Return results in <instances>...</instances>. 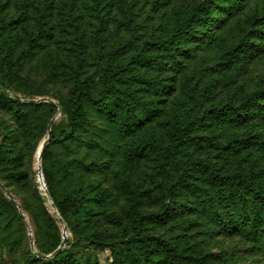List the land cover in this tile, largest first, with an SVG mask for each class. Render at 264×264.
<instances>
[{
    "label": "rangeland",
    "instance_id": "rangeland-1",
    "mask_svg": "<svg viewBox=\"0 0 264 264\" xmlns=\"http://www.w3.org/2000/svg\"><path fill=\"white\" fill-rule=\"evenodd\" d=\"M84 1L86 0H0V89L22 98H52L57 108L53 120L56 130L67 126L73 110L70 107L67 112H59L58 108L59 99L65 98L70 89L69 82L61 78V70L57 66L58 59L67 46L66 38L70 35L61 38V41L53 39L44 48L30 50L21 23L12 27L11 22L16 18L21 4L32 2L28 9L34 24L38 13L33 3L39 2L41 6L48 5L50 22L55 26V32L60 34L63 29V12L79 10L80 13H85ZM200 1L202 0H112V9L102 37L95 39V28L88 22L89 16L86 13L77 33L84 36L91 49H95L97 43H103L104 55L113 54L117 57L114 64L125 67L133 56L147 49L145 40L164 39L171 35L175 12L180 7L193 8ZM214 11L223 15L221 22L214 23L217 38L203 46L190 40L187 47L193 49L194 56L186 53L176 59L166 60L160 73L171 81L172 88L164 95L153 119L142 124V134H149L150 131L163 134L165 129L160 121L170 120L173 109L184 100L192 101L193 109L202 113L212 102L223 104L264 86V36L254 34L260 49L251 58L229 61L222 66L217 62L226 44L238 41L240 35L246 31L251 33L260 26L264 0H246L241 10L229 15H224V11L219 8ZM73 27L75 25L69 29ZM147 69L139 68L143 75L149 73ZM99 71L100 65L91 69L90 73L95 81ZM187 79L191 80L192 86L198 82L199 86L191 91L185 86ZM87 118L89 128L82 130L84 135L77 148L68 144L72 141H51L52 159L58 158L65 164L71 163L73 176L81 186L87 185L90 180H97L105 194V198L97 202L96 210L89 212L87 218L72 229L66 222L60 221L41 188L35 167V154L31 150L33 144L47 137L49 123L32 140V136L24 134L16 122L14 108L0 105V179L9 184L31 224L35 241L39 242L44 251L48 252L53 248L52 239L45 236L37 221L46 210L54 216L61 233L64 226L67 229L68 242L64 248L77 254L84 264H111L114 256L109 246L112 244L118 245L127 263L137 264L130 258L122 243L123 239H127L135 247L141 259L139 264H149L142 260V255L146 251H153V248L133 231L131 218L124 210L127 192L121 184L130 182L137 189L141 199L140 208L146 214L143 233L161 236L170 242L177 249L183 264H264L263 242L249 236L239 227L224 229L219 222L209 217L208 209L203 208L196 200L198 193L209 194L211 191L203 172L205 166L209 170H212V166L220 171L233 169L232 163L217 157V150L205 137L211 133L224 143L227 135L234 131L242 132L243 127L224 130L220 126H200V146L196 145L191 155L179 154L174 159L171 169L175 176L179 175L185 161L193 164L194 169L187 175L188 183L172 200L158 186L163 175L157 160L131 158L128 154L127 136L119 135L115 130L119 117L108 119L88 107ZM250 124H256V121L252 120L248 123ZM254 128L262 131L264 124H256ZM28 137L31 144L26 146L25 154L29 174L26 178L16 180L6 157L16 153ZM107 138H111L113 142H109ZM97 139L107 145V150L98 145ZM257 157L259 159L260 155ZM200 168L202 170L198 172ZM194 191H197L196 195ZM3 198L7 199L0 190V206ZM165 206H170V210H166ZM210 206L208 203L206 207ZM16 209H13L16 214L10 237L9 231L4 227V220L0 218V264L24 263L30 252H33L27 227ZM111 213L118 216V222L110 220ZM92 232L99 237L95 243L87 238ZM158 255L161 256V252Z\"/></svg>",
    "mask_w": 264,
    "mask_h": 264
},
{
    "label": "trees",
    "instance_id": "trees-1",
    "mask_svg": "<svg viewBox=\"0 0 264 264\" xmlns=\"http://www.w3.org/2000/svg\"><path fill=\"white\" fill-rule=\"evenodd\" d=\"M112 3V0L84 1L85 13L89 16L88 22L95 28L93 33L95 39L103 36ZM245 3L246 0H202L193 8L180 7L175 12L171 35L164 39L145 40L147 49L133 56L132 61L125 67L122 64H114L117 57L113 54L106 56L105 53L104 55L103 43H97L95 49H91L84 36L78 35L77 31L81 29L84 12L82 14L79 10L72 11V8L71 13L64 11L61 21L63 29L60 34H57L55 26L50 22L48 5L41 6L39 2L33 3L38 13L34 24L31 22L32 17L28 9L32 2H25L18 7L16 18L11 22V26L21 23L30 50L44 48L51 40L61 41V38L70 35L66 38V49L57 63L61 70L60 76L69 82L70 89L65 98L59 99L58 105L61 106L62 111L67 112L70 107L73 110L66 127L56 130L53 123L51 140L43 148L41 157L44 181L53 201L52 206L58 210L60 218L69 227L75 229L87 218L89 212L95 211L97 202L102 201L105 194L97 180H90L87 185L81 186L82 184L78 183L73 176L71 163L65 164L58 158L52 159L50 157L51 141L55 139L66 143L72 141L68 144L77 148L79 140L84 135L82 130L89 128L87 113L88 107H91L105 118L119 117L115 130L119 135L127 136V151L131 158L157 160L163 175L158 186L162 187L165 194L172 200L188 183L187 175L194 169L193 164L185 161L181 172L175 176L171 169L174 159L179 154L191 155L199 144L200 126L204 124L207 127L220 126L224 130L243 127L244 131H234L227 135L224 143L211 133L205 137L207 142L217 150V157L232 163L233 169L220 171L212 166V170H209L210 168L205 166L206 169L203 172L211 191L209 194L198 193L196 200L202 204L203 208L208 209L209 217L219 222L224 229L239 227L249 236L264 243V130L254 128L256 124H264V86H259L256 90L246 92L240 98H233L223 104L212 102L202 113L193 109L192 101L184 100L173 109L170 120L160 121L165 129L163 134H156L155 131L142 134L140 130L142 124L153 119L157 114L158 105L172 88L171 81L160 73L166 60L176 59L186 53L194 56L193 49L187 47V42L190 40L203 46L217 38V27H214V23L221 22L223 15L216 14L215 8L224 11V15H229L241 10ZM260 22V26L251 33L246 31L239 36L238 41L226 44L218 58V64L222 66L229 61L236 62L255 55L260 48L254 34L264 36V13ZM72 25L75 27L69 29ZM150 47L152 48L149 49ZM99 65L100 71L95 81L90 72L94 66ZM140 67L148 68L149 73L143 75L139 70ZM198 84L199 82L192 86L191 80L187 79L185 86L194 91ZM24 99L34 98H22L19 95L0 92V105H9L14 108L16 122L23 129V133L32 136L33 140L38 131L46 129L48 123L54 119L57 108L55 103H27ZM252 120H255L256 124L248 125ZM107 140L113 142L111 138ZM30 142L31 139L28 137L25 140L26 145L23 144L16 153L6 157L16 180L26 178L29 174L25 150L26 146H30ZM40 142L32 145L33 155H36ZM98 145L107 150L106 144L98 142ZM246 150L247 152H244ZM258 155H260L259 159ZM201 170L202 168L197 171ZM0 182L13 193L7 182L1 179ZM121 187L127 192L124 210L131 218L133 231L153 248V251L143 253L142 260L149 264H183L177 249L170 242L161 236L143 233L146 214L140 208L141 199L137 189L130 182H124ZM0 190L5 193L1 188ZM196 193L197 191H194L195 195ZM208 203L211 205L210 208L206 207ZM14 207L17 208L23 220L19 208L8 197L3 198L0 218L5 222L4 227L9 231V237L16 214ZM165 207L166 210L168 208L170 210V206ZM109 218L114 222L119 221L114 213H111ZM37 221L45 236L53 241V248L46 252L36 240L37 252L51 254L50 252H54L60 246L63 240L62 233L55 224L54 216L46 210L40 214ZM87 238L91 240V243L99 239L94 232ZM122 243L130 258L137 264L141 263L130 241L123 239ZM109 247L114 256L111 264H129L124 260L117 244ZM159 252L161 256L158 255ZM21 264L84 263L77 254L63 248L56 256L46 259L31 251L27 260Z\"/></svg>",
    "mask_w": 264,
    "mask_h": 264
},
{
    "label": "water",
    "instance_id": "water-1",
    "mask_svg": "<svg viewBox=\"0 0 264 264\" xmlns=\"http://www.w3.org/2000/svg\"><path fill=\"white\" fill-rule=\"evenodd\" d=\"M0 92H3V93L8 94V95H12L9 91H6V90L0 89ZM24 101L27 102V103H42V102L56 103L52 98H42V97H40L38 99H24ZM58 107H59V112H60L61 111V106L58 105ZM53 120L54 119H52L50 121L49 127H48L47 137L42 142V151H43V148L46 146V144L51 140V130H52ZM42 151L39 153V164L37 165L38 181L41 184V188L44 189L45 194L48 196L49 203L52 204L53 201H52V199H51V197H50V195L48 193V190H47V187H46V183L44 181V175H43V172H42V164H41ZM0 188L5 192L6 196L10 199V201H12L19 208L20 214H21V216H22V218H23V220L25 222V225L27 227L28 234H29V239H30V245H31V248L34 251V253H36L39 257L44 258V259L56 256L64 248V246L67 243L68 234H67L66 227L64 226V228L62 230V238H63V240H62V243L60 244V246L51 254H39L37 252L36 247H35V239H34V235H33L31 224L28 221L25 213L22 211V207H21L20 202L16 199L14 194L8 188L5 187V185L2 182H0ZM53 210H54V213L59 217L60 221L63 222V220L59 216L58 210L56 208H54Z\"/></svg>",
    "mask_w": 264,
    "mask_h": 264
},
{
    "label": "bare ground",
    "instance_id": "bare-ground-1",
    "mask_svg": "<svg viewBox=\"0 0 264 264\" xmlns=\"http://www.w3.org/2000/svg\"><path fill=\"white\" fill-rule=\"evenodd\" d=\"M42 142H43V140L39 143V145L37 147V152L35 155V167H37V165L39 164V153L42 151Z\"/></svg>",
    "mask_w": 264,
    "mask_h": 264
}]
</instances>
